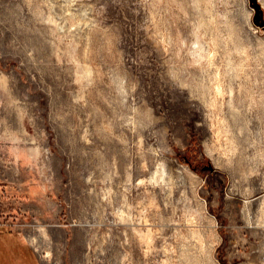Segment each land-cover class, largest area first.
I'll return each mask as SVG.
<instances>
[{
    "label": "rangeland",
    "instance_id": "rangeland-1",
    "mask_svg": "<svg viewBox=\"0 0 264 264\" xmlns=\"http://www.w3.org/2000/svg\"><path fill=\"white\" fill-rule=\"evenodd\" d=\"M1 233L35 264H264L263 0H0Z\"/></svg>",
    "mask_w": 264,
    "mask_h": 264
},
{
    "label": "trees",
    "instance_id": "trees-1",
    "mask_svg": "<svg viewBox=\"0 0 264 264\" xmlns=\"http://www.w3.org/2000/svg\"><path fill=\"white\" fill-rule=\"evenodd\" d=\"M35 260L32 249L13 234H0V264H35Z\"/></svg>",
    "mask_w": 264,
    "mask_h": 264
},
{
    "label": "bare ground",
    "instance_id": "bare-ground-1",
    "mask_svg": "<svg viewBox=\"0 0 264 264\" xmlns=\"http://www.w3.org/2000/svg\"><path fill=\"white\" fill-rule=\"evenodd\" d=\"M263 5H264V0H263Z\"/></svg>",
    "mask_w": 264,
    "mask_h": 264
}]
</instances>
